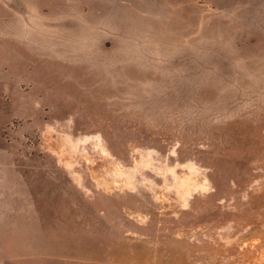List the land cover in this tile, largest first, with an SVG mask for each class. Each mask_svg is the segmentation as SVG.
I'll return each instance as SVG.
<instances>
[{
  "label": "rangeland",
  "instance_id": "obj_1",
  "mask_svg": "<svg viewBox=\"0 0 264 264\" xmlns=\"http://www.w3.org/2000/svg\"><path fill=\"white\" fill-rule=\"evenodd\" d=\"M0 264H264V0H0Z\"/></svg>",
  "mask_w": 264,
  "mask_h": 264
}]
</instances>
